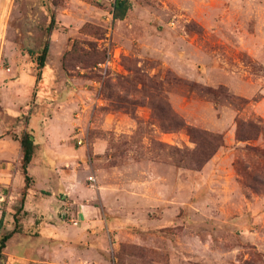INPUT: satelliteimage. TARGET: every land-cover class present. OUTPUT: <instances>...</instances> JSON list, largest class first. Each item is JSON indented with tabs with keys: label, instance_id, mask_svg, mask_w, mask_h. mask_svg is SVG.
Returning <instances> with one entry per match:
<instances>
[{
	"label": "rangeland",
	"instance_id": "374dc122",
	"mask_svg": "<svg viewBox=\"0 0 264 264\" xmlns=\"http://www.w3.org/2000/svg\"><path fill=\"white\" fill-rule=\"evenodd\" d=\"M175 116L221 146L203 161ZM31 118L49 154L0 264H264V0H0V152Z\"/></svg>",
	"mask_w": 264,
	"mask_h": 264
},
{
	"label": "trees",
	"instance_id": "16d2710c",
	"mask_svg": "<svg viewBox=\"0 0 264 264\" xmlns=\"http://www.w3.org/2000/svg\"><path fill=\"white\" fill-rule=\"evenodd\" d=\"M126 9L127 6L125 3L120 1L119 3H115V12H114V17L115 18H123L126 14ZM55 17L53 16L51 18V22L49 23L47 27V38L45 42L43 43V46L40 49V53L37 55L36 60L38 63V68L39 71L37 73V81L41 79V69L45 66L47 57L49 55V49H50V37L49 35L51 34L52 30L55 28ZM174 122L176 124V128L179 127H185L187 128L189 134L196 140L198 145L200 146V152L204 154L203 161H206L210 155L215 152L222 144V137L219 134H215L209 131L205 130H200L196 129L191 126H187L186 123L180 119L178 116L174 117ZM241 126V125H240ZM252 128H258V125L251 123ZM32 134L30 132L24 131L20 137L17 139L20 141L21 144V170L24 175V180H25V185L21 189V206L17 209V212L14 214V229L12 232L5 234L2 236L0 239V250H2L7 243V240L15 233L18 231L20 228V216L18 214V211H23L24 204L26 201V197L29 192V188L31 187L30 183L32 181L31 176L29 175L28 172V166L30 162L32 161L33 154L36 148V145L34 143V140L31 138ZM239 139L241 140H247L250 139V137H247L246 135H243L241 133V129L239 128ZM4 216V213H3ZM3 216L0 219V225L3 222Z\"/></svg>",
	"mask_w": 264,
	"mask_h": 264
},
{
	"label": "crops",
	"instance_id": "0c3cea01",
	"mask_svg": "<svg viewBox=\"0 0 264 264\" xmlns=\"http://www.w3.org/2000/svg\"><path fill=\"white\" fill-rule=\"evenodd\" d=\"M19 121L21 122V125H19L18 128H20V130H22V132H23V130L25 128V125H23V123H22L21 120H19ZM28 126H29V129L32 130L30 132L32 134L31 137H33L32 139L34 140V143L36 145V148H35V151H34V154H33L32 161L30 162V164L28 166V172H29V175L31 174L30 175L31 178L33 176V180L35 181V183L37 185V179H36L35 175H33L32 172H31V165H33L35 162H37L36 161V155H37V152L39 150V147L41 149H43L41 151L42 152V155H48L49 154V151H48V148L49 147L47 145H41V143H40L41 141L38 139V132L36 130V125L34 124V118H31L30 119V122H29ZM16 132L19 133V137L22 135V132L21 133L19 131H16ZM5 139L6 138L4 137V140ZM6 140H8V139H6ZM10 143H11V148L9 150H7V151H1L0 152V155L2 157H14V156H16V157H18L21 160L22 152H21V144H20V141L18 139H11V142ZM41 160H44V159H41ZM9 164L10 163H6V162L3 163V165H6V167H1L0 168V174H1L2 170L4 171L5 169H9V167H8ZM40 164H42V161L40 162ZM48 173H49V175L53 174L52 171H51V172H46V175ZM16 175L20 176V178H21L22 184H21L20 189H22V187L25 185V180H24V175H23L22 170H21V162H20L19 166L17 167V169L15 171L14 180H15ZM29 191H32V188L31 187L29 188ZM30 195H31V193L28 192V195L26 197V201H25V204H24V208H23V212L24 213L30 211V209H29V207L27 205L28 204L27 199L29 200ZM22 221L25 222L24 220H22ZM22 221L20 220V226H21V222Z\"/></svg>",
	"mask_w": 264,
	"mask_h": 264
},
{
	"label": "built area",
	"instance_id": "2783aa9c",
	"mask_svg": "<svg viewBox=\"0 0 264 264\" xmlns=\"http://www.w3.org/2000/svg\"><path fill=\"white\" fill-rule=\"evenodd\" d=\"M78 142L81 144V143H82V139L80 138V139L78 140ZM90 178L92 179L93 177L90 176Z\"/></svg>",
	"mask_w": 264,
	"mask_h": 264
},
{
	"label": "water",
	"instance_id": "95a60500",
	"mask_svg": "<svg viewBox=\"0 0 264 264\" xmlns=\"http://www.w3.org/2000/svg\"><path fill=\"white\" fill-rule=\"evenodd\" d=\"M31 138H33V137H31Z\"/></svg>",
	"mask_w": 264,
	"mask_h": 264
}]
</instances>
